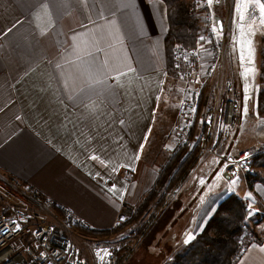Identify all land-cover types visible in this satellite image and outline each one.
<instances>
[{
    "label": "crops",
    "instance_id": "0c3cea01",
    "mask_svg": "<svg viewBox=\"0 0 264 264\" xmlns=\"http://www.w3.org/2000/svg\"><path fill=\"white\" fill-rule=\"evenodd\" d=\"M236 4L237 0L231 42L239 117L229 129L219 122L209 142L214 152L199 156L195 161L199 169H190L178 182L183 186L177 194L154 210L157 180L175 154L172 130L183 95L180 88L174 99L168 80L165 3L0 0V176L69 207L94 230H110L118 216L146 202L143 210L149 217L146 227L150 226L138 249L143 264L171 261L188 244L187 236L202 232L219 202L234 193L240 203L246 199L252 205L245 224L254 220L256 232L251 236L260 237L243 248L234 264H264V163H250V170L236 177L220 174L228 156L252 148L264 156V116L257 110L264 25L251 0L242 4V10L251 13L245 12L244 21L238 19ZM238 23L244 33L249 25L255 32L250 36L251 65L240 60ZM85 64L91 78L104 83L82 91L88 77L80 76L77 66ZM248 68L254 72L242 75ZM119 73L125 75L117 82L114 77ZM246 89L250 98L245 115ZM196 125L194 140L202 130ZM141 143L144 148L137 161ZM92 155L99 159H90ZM254 171L263 181L251 182L250 188L247 173ZM233 179L237 183L229 186ZM113 185L115 190L110 191Z\"/></svg>",
    "mask_w": 264,
    "mask_h": 264
},
{
    "label": "built area",
    "instance_id": "2783aa9c",
    "mask_svg": "<svg viewBox=\"0 0 264 264\" xmlns=\"http://www.w3.org/2000/svg\"><path fill=\"white\" fill-rule=\"evenodd\" d=\"M199 2L201 18L197 32L200 44H177L172 49L173 66L188 84L184 88L173 142L188 148L198 141L201 153L209 144L219 122L225 128H231L240 110L235 81L224 72L231 19L229 0H213L211 6L207 0ZM216 18H220L223 26L222 32L217 26L219 34L212 31L213 25H217ZM201 36L205 38L203 41L199 39ZM202 95L207 97L202 118L210 119V122L201 123L202 130L194 140L191 131L201 109ZM192 108L194 112L189 111ZM209 150L214 152L213 149ZM258 153L257 149H249L224 158L221 174L236 177L248 172L252 158ZM173 194V190L169 191L166 200ZM241 202L248 209V201L242 199ZM121 217L124 219V215L118 216L111 229L121 224ZM13 221L19 223L18 231H12L16 227ZM83 228L89 229V226L76 218L69 207L54 202L14 178L0 176V264H124L133 250V246H128L123 259L119 261L124 246L116 242H100L98 237L89 235ZM71 234L83 241L75 242ZM138 237L140 239L141 235ZM104 250L110 255H105ZM100 256H104V259L101 260Z\"/></svg>",
    "mask_w": 264,
    "mask_h": 264
},
{
    "label": "trees",
    "instance_id": "16d2710c",
    "mask_svg": "<svg viewBox=\"0 0 264 264\" xmlns=\"http://www.w3.org/2000/svg\"><path fill=\"white\" fill-rule=\"evenodd\" d=\"M166 5L168 30L164 39L165 52L167 57V67L173 63L172 49L174 45L181 44L184 46H193L196 41L197 18L193 13L192 5L187 0H162ZM194 6V5H193ZM264 45V35L261 38ZM260 74L259 89L257 91V110L264 116V46L260 52ZM206 95H202L200 105L204 104ZM194 147L187 150L184 154L175 152L170 160L165 164L160 172L157 180V189L162 190L154 205L157 210L160 203L164 201V205L169 202L171 196L165 200L166 195L172 190L173 186L185 177L188 169L195 163L200 156L199 142L195 141ZM183 149H186L182 147ZM194 148V149H193ZM182 152V151H179ZM178 153V154H177ZM264 163V156L257 154L251 160V165H259ZM252 178L261 180L260 172H252L247 174V183L251 188ZM154 193V190L151 191ZM144 203V202H143ZM143 203H141L137 211H142ZM160 211L157 212V214ZM168 213V212H167ZM248 215V209L240 203L234 193H229L222 199L213 215L208 220L202 232L197 234L195 238L184 246L171 261L165 264H234L243 248L253 240H260L257 234L251 236L243 235L247 230L245 221ZM150 226V225H149ZM149 226L141 234L140 242L143 241ZM84 229V228H83ZM88 234L106 233L110 230H94L84 229ZM128 247L123 248L119 255V261ZM133 250H135L133 248ZM131 253L126 257L124 264L127 263ZM158 263V261H156Z\"/></svg>",
    "mask_w": 264,
    "mask_h": 264
},
{
    "label": "rangeland",
    "instance_id": "374dc122",
    "mask_svg": "<svg viewBox=\"0 0 264 264\" xmlns=\"http://www.w3.org/2000/svg\"><path fill=\"white\" fill-rule=\"evenodd\" d=\"M187 2H189L190 5H192L193 13H194L195 17L198 20L197 21V25H198L197 29H198L199 28V20L201 18L200 17L201 16L200 2H199V0H187ZM229 4H230V12H231L230 18L231 19H230L229 33L227 34L228 35V40H227L228 44H227V52H226V57H225V62H224V72H225L226 76L229 75L231 78L235 79L234 74H232V73H234L235 68H234V63H233V52H232V42H231L232 41V24H231V21L233 22L232 10H233V7L235 5V0H229ZM218 10L221 12L220 8H218ZM198 37H199V34L196 31V41L194 43L195 45H197V43L200 44V41L198 40ZM263 46L264 45L261 42V48ZM260 59H261V56H260ZM167 71L169 72L168 80L171 81L170 85L173 86V90H171V91L174 94V99L178 96V92L180 91V88H182V90H183V95H182V98L180 99V106H179V110H178V121L175 123V126L173 127V130H172V134H174L175 127H176L177 123L179 122V114H180V111H181V102H182V99L184 97V88L188 87V84L186 83V81H183L181 79V77L178 75L177 70L173 66V63L167 69ZM180 81L182 82V84H181ZM206 100L204 101L203 105L201 104V109H200V112H199L197 120H196L198 125H201V123H202L201 120H202V116H203V111H204V108L207 105V101ZM174 102H175V100H174ZM171 104H172V106H175L173 104V101H172ZM239 107H240V105H239ZM239 110H240V108H239ZM198 125H196V126L199 127ZM195 128L196 127L194 126L192 131H191L192 134L195 133L194 132ZM174 145H175L174 142H172V147H174ZM192 147H194L193 144L190 145L188 148L184 147L186 149H183L182 146L175 145V152L184 154L185 152H188L187 150H189L190 148L192 149ZM213 148L214 147H212L211 145L208 144L205 147V149H203V151H201V153H199L200 152V150H199L198 153L200 154V158H203L204 156L205 157L208 156L211 153L209 149H213ZM252 149H257L258 151L260 150L258 148H252ZM179 151H182V152H179ZM193 165H194V163H193ZM193 165L188 169V171L190 169H192V171H197L199 169L198 164L195 163V165L194 166ZM221 172H222V168L220 169V174H221ZM252 180L253 181H251V182H254L255 178H252ZM195 185H196V187L199 186V184H195ZM230 185L231 184L229 183V186ZM181 186H183V185L182 184L179 185V183H177L172 188L174 194L171 195V196L176 195L177 194V190ZM223 186H226V185L223 183ZM158 192H162V190L156 189L155 194H154L155 197H152V199L153 198H155V199L157 198L158 199V197H159V195L157 194ZM155 203H157V201ZM142 205L144 207L146 205V202H144ZM146 211H147V209H146ZM124 213H125L124 214V219H123V221L121 222V224L117 228H113V229H111V231H108L106 233H98V234L97 233H92V234H89V235L98 237L101 240L100 242H103V243H107V242H109V243L113 242L114 243V242H116V243L119 244V246H121V247L124 246L123 248L128 247V246L129 247L133 246V248L135 250H133V252H132L131 256L129 257V259H128L126 264H143V260H142L143 259V254H142V252L140 254L138 253L139 252L138 249H139V246H140V244H139L140 239H139L138 236L140 234H142L143 231L147 228L146 225H147V221L149 220V217L147 218V214H144L145 211L143 209L140 212L135 209L134 211L130 212L129 214H127V212H124ZM246 227H247V230L244 231L243 235L249 236V235L252 234V232H256L254 220H251V222L248 225H246ZM71 237H73L74 241L77 242V243H81L83 241L80 237H78L75 234L74 235L71 234ZM87 255H88V253H87Z\"/></svg>",
    "mask_w": 264,
    "mask_h": 264
},
{
    "label": "snow or ice",
    "instance_id": "6c2138e0",
    "mask_svg": "<svg viewBox=\"0 0 264 264\" xmlns=\"http://www.w3.org/2000/svg\"><path fill=\"white\" fill-rule=\"evenodd\" d=\"M83 2H86V0H82V3ZM244 3V0H237V4H236V13L238 15V19L239 21H244L245 19V12H248L249 14L250 13V10L249 9H243L242 10V4ZM251 3L255 6H258V9H259V16H260V23L262 25H264V3L261 2V0H251ZM207 4L209 6H211L213 4V0H207ZM123 7H131V4L130 3H124L123 4ZM238 28L241 29V36L240 37H237V44L239 45V50H240V60L241 61H247L248 64H252L253 63V55H254V49L252 47V40L250 38V36H253L255 35V32L252 30V27L251 25L248 26V31L247 33H244L243 32V25L238 23ZM222 24H219V31L222 32ZM10 31V29H9ZM212 31L214 34H219L218 32V29H217V25H213L212 27ZM201 41H203L205 38L203 36H201L199 38ZM74 40H75V37H74ZM179 47V46H178ZM107 62H105V66H106ZM177 68H179V65H177ZM129 71H131V69H129ZM77 72L80 76H87L88 78L86 79L85 83L87 85V88L86 89H82V91H86L88 89H90L93 85H100L102 83H104V81H101V80H97V79H92L91 78V74H90V66L88 65H81V66H77ZM254 72V68H248L246 69L245 73H242V75L244 76H247L248 74ZM121 75H125L124 73H119L117 76L114 77V79L119 82V79H120V76ZM181 79H183V76H181ZM249 95L247 94V89H246V92H245V97H244V105H243V114H247L248 112V105H247V101L249 99ZM158 101L160 99V97L158 96L156 98ZM190 112H194L195 109L192 108L189 110ZM202 123H206V122H210V119L209 120H204L202 118L201 120ZM123 123V122H121ZM190 126V124H189ZM221 128L224 127V125H220ZM150 131L151 129H149V133L150 134ZM148 134H145V137H144V142L146 143L147 142V139H148ZM143 148H144V143H141L140 144V148H139V152L135 155V160H139L140 159V153H142L143 151ZM90 159L92 160H97L99 159L96 155H92L90 157ZM218 162V161H216ZM124 167H128L129 170L131 171H134L135 169L132 168L130 165H123ZM113 171H117V169H113ZM217 178L218 179H222V177L220 176L219 173H217ZM200 184L204 185L205 184V180L203 178L200 179ZM237 183V180L233 179L231 180V185H235ZM115 185H113V188L110 189V191H114L115 190ZM211 190V189H210ZM203 202V200H202ZM249 209H252V205L249 204L247 206ZM249 214H251V212H249ZM121 219H123V217H121ZM13 223H16L15 221H13ZM20 228V225L19 223H16V227L14 229H12V231H18ZM194 235L193 234H189L187 236V238L185 239L184 243H190L193 239H194ZM105 252V255H110V252H108L107 250H104ZM43 255V254H42ZM99 255V253L97 254ZM101 260L104 259V256H100L99 257Z\"/></svg>",
    "mask_w": 264,
    "mask_h": 264
},
{
    "label": "water",
    "instance_id": "95a60500",
    "mask_svg": "<svg viewBox=\"0 0 264 264\" xmlns=\"http://www.w3.org/2000/svg\"><path fill=\"white\" fill-rule=\"evenodd\" d=\"M216 21H217V26H218V28H219V24H221V22H220V18H216Z\"/></svg>",
    "mask_w": 264,
    "mask_h": 264
}]
</instances>
